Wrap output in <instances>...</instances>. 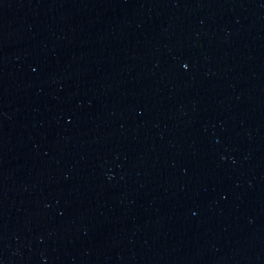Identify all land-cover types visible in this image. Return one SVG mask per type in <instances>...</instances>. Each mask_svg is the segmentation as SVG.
<instances>
[{
  "label": "water",
  "instance_id": "1",
  "mask_svg": "<svg viewBox=\"0 0 264 264\" xmlns=\"http://www.w3.org/2000/svg\"><path fill=\"white\" fill-rule=\"evenodd\" d=\"M0 264H264V0H0Z\"/></svg>",
  "mask_w": 264,
  "mask_h": 264
}]
</instances>
